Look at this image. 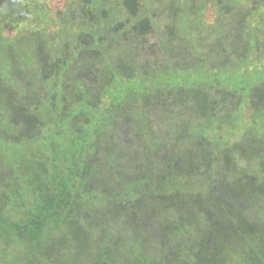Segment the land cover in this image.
<instances>
[{
	"label": "trees",
	"instance_id": "trees-1",
	"mask_svg": "<svg viewBox=\"0 0 264 264\" xmlns=\"http://www.w3.org/2000/svg\"><path fill=\"white\" fill-rule=\"evenodd\" d=\"M0 264H264V0H0Z\"/></svg>",
	"mask_w": 264,
	"mask_h": 264
}]
</instances>
